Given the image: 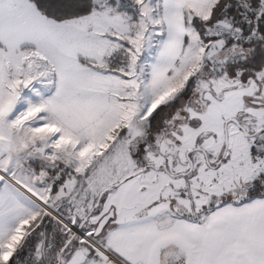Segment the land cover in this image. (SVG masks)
<instances>
[{
    "label": "snow or ice",
    "instance_id": "snow-or-ice-1",
    "mask_svg": "<svg viewBox=\"0 0 264 264\" xmlns=\"http://www.w3.org/2000/svg\"><path fill=\"white\" fill-rule=\"evenodd\" d=\"M0 264H264V0H0Z\"/></svg>",
    "mask_w": 264,
    "mask_h": 264
}]
</instances>
